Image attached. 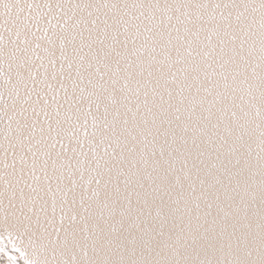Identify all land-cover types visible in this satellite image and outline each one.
<instances>
[{
  "label": "snow or ice",
  "instance_id": "obj_1",
  "mask_svg": "<svg viewBox=\"0 0 264 264\" xmlns=\"http://www.w3.org/2000/svg\"><path fill=\"white\" fill-rule=\"evenodd\" d=\"M0 264H264V0H0Z\"/></svg>",
  "mask_w": 264,
  "mask_h": 264
}]
</instances>
